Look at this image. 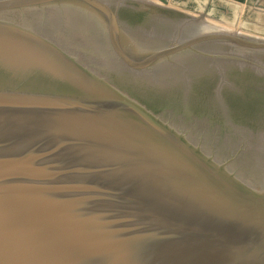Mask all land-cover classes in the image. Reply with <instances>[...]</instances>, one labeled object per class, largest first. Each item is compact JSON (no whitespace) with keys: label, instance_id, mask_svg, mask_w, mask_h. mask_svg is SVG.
<instances>
[{"label":"water","instance_id":"obj_1","mask_svg":"<svg viewBox=\"0 0 264 264\" xmlns=\"http://www.w3.org/2000/svg\"><path fill=\"white\" fill-rule=\"evenodd\" d=\"M0 264H264V42L0 0Z\"/></svg>","mask_w":264,"mask_h":264},{"label":"rangeland","instance_id":"obj_2","mask_svg":"<svg viewBox=\"0 0 264 264\" xmlns=\"http://www.w3.org/2000/svg\"><path fill=\"white\" fill-rule=\"evenodd\" d=\"M264 42V0H137Z\"/></svg>","mask_w":264,"mask_h":264},{"label":"bare ground","instance_id":"obj_3","mask_svg":"<svg viewBox=\"0 0 264 264\" xmlns=\"http://www.w3.org/2000/svg\"><path fill=\"white\" fill-rule=\"evenodd\" d=\"M255 41V40H254ZM261 42V41H260Z\"/></svg>","mask_w":264,"mask_h":264}]
</instances>
